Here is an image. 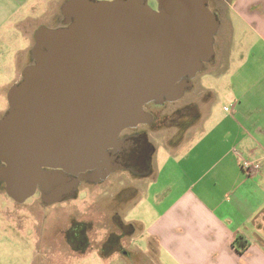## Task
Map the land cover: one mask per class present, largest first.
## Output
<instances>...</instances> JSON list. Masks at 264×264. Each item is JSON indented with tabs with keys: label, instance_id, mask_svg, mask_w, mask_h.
Here are the masks:
<instances>
[{
	"label": "water",
	"instance_id": "obj_1",
	"mask_svg": "<svg viewBox=\"0 0 264 264\" xmlns=\"http://www.w3.org/2000/svg\"><path fill=\"white\" fill-rule=\"evenodd\" d=\"M209 0H66L64 23L40 26L32 63L0 118V181L24 203H46L122 168L121 133L150 122L144 106L175 102L215 61L220 20ZM53 169V170H49ZM78 181V182H77ZM58 194V196H56Z\"/></svg>",
	"mask_w": 264,
	"mask_h": 264
},
{
	"label": "crops",
	"instance_id": "obj_2",
	"mask_svg": "<svg viewBox=\"0 0 264 264\" xmlns=\"http://www.w3.org/2000/svg\"><path fill=\"white\" fill-rule=\"evenodd\" d=\"M65 1L8 0L4 19L12 16V25L20 28L35 13L58 27ZM209 3L214 12L222 4L227 8L215 36V61L198 82L207 97L194 101L196 134L168 148L163 166L146 175L140 197L145 202L135 207H147L154 217L147 224L144 219L128 221L131 250L138 256H112L120 263L143 264L145 257L150 264H264V0ZM40 26L49 23L37 24L29 35L24 29L23 38L30 43L19 55L26 52L32 59ZM28 64L17 62L18 76ZM243 159L260 161L262 167L249 173ZM8 223L7 229L0 217V264L22 258V242L10 231L20 220ZM141 238L144 247L137 241ZM238 238L246 244L243 250L237 247Z\"/></svg>",
	"mask_w": 264,
	"mask_h": 264
},
{
	"label": "rangeland",
	"instance_id": "obj_3",
	"mask_svg": "<svg viewBox=\"0 0 264 264\" xmlns=\"http://www.w3.org/2000/svg\"><path fill=\"white\" fill-rule=\"evenodd\" d=\"M7 1L8 0H0V118L8 109L7 94L10 86L21 79V76L17 74V62L20 61L21 64H24L26 61H29V64L32 62L31 57H29L26 52H24V56L18 54L19 50H25L30 43L23 38L25 33L24 29H26L27 35H29L32 33L34 27L43 21L49 23L48 27H57L56 23L52 22V20L38 18L37 14L31 13L30 11L28 13V16L31 13L30 19L25 21L26 23H22L20 28L16 25H12V16L6 20L4 19L8 11V9L4 7ZM208 6L213 11L212 5L209 2ZM226 8L227 5L222 4V7L218 9L217 15L220 24L221 17H223ZM25 9L22 10V17L25 16ZM209 65L210 64H207L206 68H208ZM202 74L203 73L199 72L197 77L194 78L193 90H187L181 99L166 104L165 107L162 108V113L171 114L173 110L184 106L189 101L200 102L202 99L206 98V92L203 94L200 93L201 86L198 83L199 78L203 77ZM229 74H231V72L226 73V75ZM196 113L195 111V114ZM194 118L188 119L187 123H184V127L181 128L179 126H172V122L167 123L159 129H153L149 127V125L139 127V129L148 131L149 141L153 146L151 149L152 166L149 174H154L158 170V167L163 166L168 155V148H171L175 144L178 145L184 141H188L190 137L195 136L196 128L194 126L196 120H194ZM144 175L132 174L126 170L113 172L109 175V178L101 184H88L84 182L79 184L78 195L75 198L50 206L43 205L44 201L40 192H37L36 195L32 196L24 203L16 202L9 197L7 193L2 191L4 190V183L0 181V189H2L0 190V209L3 210L0 217L2 219L4 217L7 229L9 228L8 221L16 220V222H18L20 220V223H17L18 226L16 224L15 228L11 227L10 229V231H13L22 242V258L15 262V264H124L123 261L125 260L120 263L121 260L118 257L103 258L97 254H95V256L85 257L84 255L73 256L72 254L64 253L67 249L64 245H61L62 238L60 231H58L60 230L58 226L59 224H67L70 222L72 215L76 218H80V214L82 215V213L85 212L84 209H87L86 212H94L93 210H95V208H101L102 216L97 226L98 236H95H97L98 239L104 238L109 231L115 229L114 221L111 220L109 216L111 212L109 203L112 201L113 195L117 192H121V194H123L121 196H127L129 198L128 202H124L122 210L120 211L124 223L126 222L125 220L135 221L137 219H144V223L147 224L154 216L153 212L146 210L147 207L141 210V204L145 201L143 199L140 200V197L147 182L146 177L148 176H146V174ZM136 204H140L141 206L138 205L135 207ZM83 207L84 209H81ZM143 215H147V217L144 218ZM148 217L150 219L146 220ZM141 239H137V241L144 247L143 239ZM26 242L29 245V249H27L25 245ZM33 251H35L34 254H37L35 257L33 256ZM143 264H150V261L144 257Z\"/></svg>",
	"mask_w": 264,
	"mask_h": 264
},
{
	"label": "flooded vegetation",
	"instance_id": "obj_4",
	"mask_svg": "<svg viewBox=\"0 0 264 264\" xmlns=\"http://www.w3.org/2000/svg\"><path fill=\"white\" fill-rule=\"evenodd\" d=\"M147 1L154 10L158 9V0ZM217 12L218 9L215 10V13ZM193 89L194 87H192L191 90ZM168 103L171 102L159 103L157 101H151L146 103L144 109L152 116L151 121L125 129L121 133L124 145L119 150L112 149V154L115 155L117 162L122 163L123 167L118 168L113 172L126 170L137 175H147L149 172H151V149L153 146L149 141L148 131L139 129L140 126L149 125V127L153 129H159L165 126L167 123L172 122V126H179L181 128L184 127V123H187L188 119L194 118L196 110V104L194 101H190L184 106L176 108L171 112V114H163L162 108H164ZM0 163L2 162L0 161ZM108 178L109 176L105 179L93 182L92 171L81 173V175L78 176L79 183L74 189L60 194L57 201L50 203L43 202V205H56L68 199L75 198L78 195V185L82 184L83 182L88 184H101ZM37 192H40L43 199L42 191L38 189ZM121 195H123L121 192H117L115 195H113L112 201L109 203L111 206V212L109 216L111 217V220L114 221L115 229L109 231L104 238L98 239L97 237V226L102 216L101 208H95V210H93L94 212L89 210V212H86L87 209H84L83 207L81 209H84L85 212H83L82 215L80 214V218H76L74 215H72L70 222L67 224H59L58 227L60 230L58 231L61 233V245H64L67 249V251L64 253L72 254L73 256L84 255L85 257H91L97 254L103 258H111L112 256L119 254L125 259L138 256L136 253H133L130 248L134 242L133 227L127 220H125L126 222L124 223L120 213L124 202H128L129 198L127 196L125 197ZM56 196H58V194H56ZM104 210L107 211L106 209Z\"/></svg>",
	"mask_w": 264,
	"mask_h": 264
},
{
	"label": "built area",
	"instance_id": "obj_5",
	"mask_svg": "<svg viewBox=\"0 0 264 264\" xmlns=\"http://www.w3.org/2000/svg\"><path fill=\"white\" fill-rule=\"evenodd\" d=\"M242 167L245 171L249 173H255L260 170V168L262 167V163L260 161H250V160L243 159Z\"/></svg>",
	"mask_w": 264,
	"mask_h": 264
},
{
	"label": "trees",
	"instance_id": "obj_6",
	"mask_svg": "<svg viewBox=\"0 0 264 264\" xmlns=\"http://www.w3.org/2000/svg\"><path fill=\"white\" fill-rule=\"evenodd\" d=\"M196 111V110H195ZM236 244H237V247L240 249V250H243L245 248V245L243 242H242V239L241 238H238L237 241H236Z\"/></svg>",
	"mask_w": 264,
	"mask_h": 264
}]
</instances>
